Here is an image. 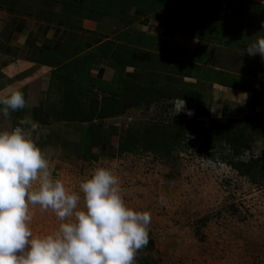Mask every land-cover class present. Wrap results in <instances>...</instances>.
I'll return each mask as SVG.
<instances>
[{"label": "rangeland", "instance_id": "obj_1", "mask_svg": "<svg viewBox=\"0 0 264 264\" xmlns=\"http://www.w3.org/2000/svg\"><path fill=\"white\" fill-rule=\"evenodd\" d=\"M24 1L3 2L22 7ZM63 1L71 13L96 21L100 44L64 63L63 79L51 76L41 106L42 129L24 108L8 117L0 113V131L30 118L36 127L26 130L49 161L52 178L69 192H78L95 169L110 168L119 177L127 206L151 216L149 242L137 252L135 264H264V115L210 119L197 103L166 95L156 66L169 47L133 34L128 29L133 15L114 12L125 1L126 8L130 2L146 14L156 11L146 21L163 22L173 15L177 23L174 14L184 0ZM225 5L227 1L213 4V9L227 24ZM197 7L199 12L202 4ZM244 7L251 12L252 7ZM261 8L257 20L247 18V26H238L253 28L243 31L239 47L250 45L254 33L257 39L264 37ZM242 10L233 13L239 16ZM126 62L131 76L125 74ZM92 64L110 66L114 73L99 80ZM166 64L163 72L176 71ZM30 211L35 236L58 229L60 221L51 209L36 205Z\"/></svg>", "mask_w": 264, "mask_h": 264}, {"label": "crops", "instance_id": "obj_2", "mask_svg": "<svg viewBox=\"0 0 264 264\" xmlns=\"http://www.w3.org/2000/svg\"><path fill=\"white\" fill-rule=\"evenodd\" d=\"M3 1L0 2V95L22 92L26 111L38 116L50 92L51 76L56 75L54 81L63 79L64 63L99 45V28L96 21L71 13L63 0H23L22 7V1L17 7L4 6ZM223 1H227L224 8L231 13L227 24L219 21L217 16L221 14L213 9V4ZM181 2L184 6L174 14L177 23L173 15L163 22L156 20L153 18L156 11L146 14L130 2L129 7L123 1L122 7L116 6L114 10L115 14L118 10L133 15L128 26L133 34L154 38L162 47H169L168 54H162L156 66L161 74L162 90H159L172 98L177 95L189 103H197L210 119L238 121L264 115V58L259 54L249 56L246 53L249 45L239 47L246 37L243 31L253 30L240 27L249 24L247 18L257 20L261 16L259 9L264 10V0ZM233 2L239 7H234ZM197 4H202L199 12L195 11L199 9ZM243 7H252L251 12H244ZM238 9L242 14L236 16L233 11ZM255 34L251 35V43L257 39ZM166 63L176 71L163 72ZM91 68L99 80H106L114 73L104 64H92ZM124 69L131 76V64L126 62Z\"/></svg>", "mask_w": 264, "mask_h": 264}, {"label": "clouds", "instance_id": "obj_3", "mask_svg": "<svg viewBox=\"0 0 264 264\" xmlns=\"http://www.w3.org/2000/svg\"><path fill=\"white\" fill-rule=\"evenodd\" d=\"M246 53L264 58V37ZM25 107L20 91L0 95L5 117ZM25 126L36 127L25 117L13 130L0 131V264H135L149 242L150 213L127 206L110 168L95 169L78 192H69L52 178L49 161ZM36 205L60 221L54 233L33 234L30 210Z\"/></svg>", "mask_w": 264, "mask_h": 264}, {"label": "trees", "instance_id": "obj_4", "mask_svg": "<svg viewBox=\"0 0 264 264\" xmlns=\"http://www.w3.org/2000/svg\"><path fill=\"white\" fill-rule=\"evenodd\" d=\"M263 6V5H262ZM36 113V112H35ZM34 116V121L37 123V127L38 128H43L45 125L44 119H42V117L40 115L36 116L35 114ZM91 120V119H90ZM93 126H96V124H94ZM181 126V125H180ZM97 127V126H96ZM105 146V143H101V148L103 149Z\"/></svg>", "mask_w": 264, "mask_h": 264}]
</instances>
